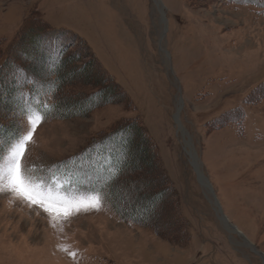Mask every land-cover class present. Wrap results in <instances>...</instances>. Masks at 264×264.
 Segmentation results:
<instances>
[{
  "label": "rangeland",
  "instance_id": "obj_1",
  "mask_svg": "<svg viewBox=\"0 0 264 264\" xmlns=\"http://www.w3.org/2000/svg\"><path fill=\"white\" fill-rule=\"evenodd\" d=\"M155 1L0 0V78L17 68L0 79L15 91L0 126L20 138L42 118L25 175L74 197L94 193L108 155L127 164L117 211L102 200L54 220L0 190V264H264V0ZM64 59L70 79L54 93ZM58 97L93 106L45 120Z\"/></svg>",
  "mask_w": 264,
  "mask_h": 264
},
{
  "label": "snow or ice",
  "instance_id": "obj_2",
  "mask_svg": "<svg viewBox=\"0 0 264 264\" xmlns=\"http://www.w3.org/2000/svg\"><path fill=\"white\" fill-rule=\"evenodd\" d=\"M31 130L22 135L11 146L6 165L0 169V190L7 189L16 197L27 201L30 205L38 206L48 213L54 220L68 219L79 213L99 210L102 207V198L99 193L86 194L74 197L53 195L42 185H37L25 175L23 158L27 145L32 142L36 127L42 122L40 115L30 118ZM115 176V171H113ZM73 258L75 253L69 252Z\"/></svg>",
  "mask_w": 264,
  "mask_h": 264
},
{
  "label": "trees",
  "instance_id": "obj_3",
  "mask_svg": "<svg viewBox=\"0 0 264 264\" xmlns=\"http://www.w3.org/2000/svg\"><path fill=\"white\" fill-rule=\"evenodd\" d=\"M261 6L264 7V4H262ZM32 23H36V22H32ZM38 34H39V30H36L35 31L33 29L30 32H28V34L25 35V37L26 36H28V38L30 36L31 37H34L35 38L34 39L35 43H38L39 40H40V37L36 36ZM36 40H38V41L36 42ZM15 46H17V45H15ZM15 46H14V49L13 50L14 51H17V52L22 47V46H18V47L15 48ZM23 51H25V50H22L20 52H23ZM7 64H8V68H7V71L6 72H9L10 75L8 77H10L12 75L11 74L12 73L11 71H15V70H17V68L15 69V66L12 67L10 65V63H8V62H7ZM70 64H72V63H70V59L69 60L64 59L61 62H59V65L57 67H53V70H52V73L53 74L51 76H55V79L51 83V85L54 88V93H58V91L60 90V88L62 87V85L64 83H68V80L70 79V74H69V71H67V69L70 67ZM6 66L7 65H3L2 67L5 69ZM9 66L11 68H9ZM7 74H5L4 76H1L0 79H3L2 77L8 78L7 77ZM13 84L11 83L10 86H12ZM55 84H56V86H55ZM11 89H8V88L7 89L6 88L5 89L4 88H0V91H2V94H3L2 96H0V99H2V98H4V99H6V98L7 99H10V97L14 96V94L12 95V93H14L15 91L12 92ZM66 102L67 101H65L64 98H62V97L59 98L58 97L57 98V103L55 105L52 104L47 109H39L38 112L42 115L43 118H45V120H47L52 113H56L60 117L81 116V115L85 114L93 106L92 104H88L87 105L86 103L85 104H82V103H76V102H72L69 105ZM0 129L6 131L8 133V135H10V137H11V139H8V138L3 137L5 139L4 140H1L3 142V144H4V147L2 146L0 148V154H1L2 149L5 148L6 152L10 149V147H11L10 145L13 143L12 140H14V141L17 140L19 138V135L20 134L17 133L18 131L12 130V128H10V129H4L3 128V125L0 126ZM129 130H131V129L128 128V130H125V132H127ZM140 135H141V137L145 138V136H143L141 130H140ZM142 141L140 139V142H142ZM110 144H116V140L114 141L113 138L112 139L111 138H108V139L104 140V142H99L97 147L102 148L104 150ZM130 145H131L130 142H126V140H121L120 139L118 141V146H119V148H121V153L120 154H122V150H124V148H123L124 146H125V148L127 147V151H128V147L130 148ZM108 156H109V158L112 159V162L111 163L113 164V169L110 171V170H108V167L107 166L100 167L99 169H101L102 171H107L108 175L104 176L105 174H103V176H102V179L103 180L101 182H95V183H93L91 187H92V192L99 193L101 195L102 200H106L114 208V210L117 211V209L115 208L114 203H113L118 198V190L116 188V180H114V179L116 177L121 176V175H124L126 173L124 169H126V165L127 164L122 163L121 161H118L116 159V153L115 152L113 154L108 155ZM143 158L145 159V155H144ZM85 159H87V158H85ZM89 171L90 170L87 169L85 172H82V176H83L82 177V179H83L82 180V183L84 181V185H88V183H87L88 182V179H89L88 176H90L92 174V173H89ZM113 171H115V176H113ZM90 178H91V176H90ZM79 185L81 187H83L82 184L79 183ZM127 218H129L130 220H134L133 215L132 216H127Z\"/></svg>",
  "mask_w": 264,
  "mask_h": 264
},
{
  "label": "water",
  "instance_id": "obj_4",
  "mask_svg": "<svg viewBox=\"0 0 264 264\" xmlns=\"http://www.w3.org/2000/svg\"><path fill=\"white\" fill-rule=\"evenodd\" d=\"M198 173V172H197ZM198 178H203V176L202 175H200L199 173H198ZM204 179V178H203ZM204 182L206 183V186H208L207 185V181L204 179ZM210 186V185H209ZM209 188V187H208ZM209 190H210V192H212L211 191V189L209 188ZM216 206H217V204L216 203H214ZM219 211V210H218ZM220 212V211H219ZM221 214V213H220ZM220 220L222 221V223L224 222L223 220H226L225 218H224V216H222V215H220ZM226 222H227V220H226ZM223 224H225V223H223ZM231 229L232 230H234L232 227H231Z\"/></svg>",
  "mask_w": 264,
  "mask_h": 264
},
{
  "label": "bare ground",
  "instance_id": "obj_5",
  "mask_svg": "<svg viewBox=\"0 0 264 264\" xmlns=\"http://www.w3.org/2000/svg\"><path fill=\"white\" fill-rule=\"evenodd\" d=\"M155 3L159 4V3H158V0L155 1ZM200 179H201V178H200ZM201 181H202V180H201ZM223 221H224L225 225H228V224H227L228 222H226V220H223ZM234 231H235V230H234ZM235 232H236V231H235Z\"/></svg>",
  "mask_w": 264,
  "mask_h": 264
}]
</instances>
